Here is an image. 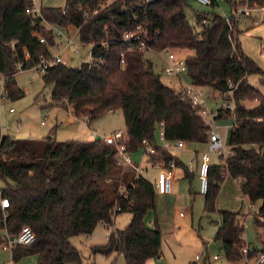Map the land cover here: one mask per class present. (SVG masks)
<instances>
[{
    "label": "trees",
    "instance_id": "trees-1",
    "mask_svg": "<svg viewBox=\"0 0 264 264\" xmlns=\"http://www.w3.org/2000/svg\"><path fill=\"white\" fill-rule=\"evenodd\" d=\"M104 1L67 0L64 7L42 6L43 18H36L27 12L34 5L32 0H0L2 97L17 99L24 95L16 81L20 63L22 70L31 69L42 56L51 54L56 38L45 19L63 28L79 27L80 39L93 45L89 62L77 67L57 64L43 74L44 83L52 86L54 102L66 98L68 103L64 105L71 114L89 121L121 109L126 124L122 143L130 153L144 148V139L158 143L159 125L168 140L208 143L211 126L201 108L194 107L183 91L166 84L136 43L130 45L124 40L128 30L141 24L151 49L194 51L186 59L190 83L223 96L230 90V83L235 87V108L222 107L216 116L234 117L228 135L232 154L221 156L220 163L210 166L205 209L217 210L221 184L231 176L251 202L262 200L254 219L257 228L264 227V93L248 79L251 74L264 76V71L243 50L238 19L232 18L230 24L218 12L197 11V25H202L198 31L186 15L190 0H155L147 7L137 0L109 5ZM247 1L252 6H264V0H244L240 4ZM218 5V1L211 4L214 8ZM86 9L90 11L88 17ZM248 101L257 103L249 107ZM116 154L115 144L100 139H22L1 134L0 130V178L11 181L0 188V202L9 200L8 208L0 206V245L4 229L10 235L19 234L24 227L35 233L33 243L13 249L15 263L29 255H37L38 264L80 262L81 253L71 238L91 234L99 223L110 230L116 215L125 211L132 214L128 226L110 230L107 242L94 246L93 251L122 253L127 264H152L160 257V227L156 221L154 227L146 223L147 214L156 212V185L142 174L115 169L119 165ZM149 160L152 164L175 161L177 166L182 165L177 155L160 146L149 154ZM185 170L188 174L187 167ZM221 214L222 225L215 238L222 243L229 261L240 260L247 246L245 216L232 211ZM258 252L255 248L248 256Z\"/></svg>",
    "mask_w": 264,
    "mask_h": 264
},
{
    "label": "rangeland",
    "instance_id": "rangeland-1",
    "mask_svg": "<svg viewBox=\"0 0 264 264\" xmlns=\"http://www.w3.org/2000/svg\"><path fill=\"white\" fill-rule=\"evenodd\" d=\"M39 6L44 7H64L67 0H34ZM244 0H232V3H238ZM232 3L227 0H220V5L215 8L211 5L202 4L197 0H190L186 9L188 20L193 23L197 30L202 29V25H197L196 12H218L223 16L232 17ZM259 8V6H253ZM252 15V18L250 17ZM246 21L239 24L243 31L240 35V41L243 50L249 55L258 66L264 71V11L254 10L250 15L246 16ZM255 20L254 22L252 21ZM239 20V19H238ZM257 22V23H256ZM71 35L75 34V29H70ZM63 39L59 38L61 42ZM76 40L79 41L78 38ZM56 46L52 50H56ZM80 49L76 52L75 49ZM93 45L91 43L82 45L76 43L65 49L63 55L69 59V66L77 67L83 62L91 60V52ZM158 51V50H157ZM157 51L148 50L144 53V58L151 61L152 69L160 73L163 81L175 88L176 90L189 82L187 73H183L181 78L176 75L168 74L165 71L166 53L161 56ZM173 51L184 59H187L194 53L191 49H173ZM249 83L264 93V76L261 74H251L248 76ZM18 85L24 90V95L17 99H8L3 96V77L0 74V130L1 134H11L22 139H42L47 136H53L56 140H93L99 139L100 135H110L115 131L123 129L126 132V124L123 111L115 109L107 112L101 118L92 122L81 121L72 118L64 104H56L52 99V86L46 85L43 80V74L37 69L31 68L20 70L16 74ZM184 87V86H183ZM183 87L181 91H183ZM205 98L209 111L217 112L220 108L226 107L227 104H233L230 97L221 95L218 91L210 88H204ZM226 97V98H224ZM253 106L254 101H248L246 105ZM14 108V112H11ZM201 114L206 116L207 112L202 110ZM45 124H42V121ZM234 124V117L227 116L221 119H215V125L218 126L223 140L228 142V135L231 126ZM20 125V128L17 126ZM7 126L11 130H5ZM157 141L161 142L159 137V127L157 128ZM189 143V144H188ZM191 142H187L188 149L192 147ZM208 149V143H200L198 151L204 152ZM187 151V149H182ZM180 150V151H182ZM179 152V151H178ZM142 155H148L144 148H140L131 153L133 162L141 165L147 171L144 173L147 179L154 181L156 178V170L153 164L147 161L145 157L142 161ZM212 161H221L220 156L212 154ZM188 160L184 165L178 166V170L184 171L188 166ZM124 171H134L128 166H119ZM7 182L0 178V188H5ZM195 180L183 176L182 187L178 194L158 197L157 208L150 211L146 216V223L150 227L158 223L164 236L161 250L164 253L162 259L156 258L151 262L154 264H191L197 261L198 255H203V260L199 264H257L256 261L248 260L242 257L237 261H229L221 244L215 240L219 222L222 220V211L244 212L242 210V202L250 201L244 196L240 190L239 184L231 176H227L221 184V189L217 199V210L207 212L205 209V194L199 191L200 181L195 184ZM193 183V186L192 184ZM227 185V188H224ZM232 185V186H230ZM124 185L121 184V190ZM191 190V192H190ZM251 202V201H250ZM259 209V200L255 202ZM245 205V204H244ZM132 219L131 212L125 211L116 215L114 226L110 228L124 229ZM243 219V217H242ZM151 221L154 223L152 224ZM245 225V239L253 248L261 252L264 249V227L256 228L254 216L251 215L243 221ZM107 240V229L99 223L91 234H79L71 238V243L81 253L80 262H70L68 264H127L125 255L122 253H112L105 255L100 252H94L93 247L105 244ZM218 256V259H214ZM254 257V256H253ZM252 258V257H251ZM12 259V252L4 250L0 246V263L3 264ZM210 259V260H209ZM15 264H38L37 255H29L22 258Z\"/></svg>",
    "mask_w": 264,
    "mask_h": 264
},
{
    "label": "built area",
    "instance_id": "built-area-1",
    "mask_svg": "<svg viewBox=\"0 0 264 264\" xmlns=\"http://www.w3.org/2000/svg\"><path fill=\"white\" fill-rule=\"evenodd\" d=\"M34 5L32 7L27 8V12L31 13L36 18H43L41 6L37 5L34 0H32ZM115 1H126V0H105L104 4L109 5L111 3H114ZM155 0H137L138 4L147 7L151 5ZM198 2L202 4L211 5L214 1H218L220 3V0H197ZM127 8H125L126 10ZM255 9L250 3L247 1L245 4L236 5L232 9V17L228 18V22L231 24L232 18L234 19H242L248 15H250ZM97 12V11H95ZM94 12V13H95ZM90 14V11L88 9L85 10V17H88ZM48 30H51L56 38V50L54 52H51L50 55L42 56L40 59V62L34 66L33 68L37 69L41 74L48 73L49 69L57 64L62 65H69V59L64 57L63 53L65 49H67L69 46L74 45L76 43H80L83 46L86 45L80 37H79V27L76 26H69L67 28H63L59 25L48 23L45 19L43 20ZM74 27L75 34L71 35L70 29ZM62 38L64 40V45L62 43H57L58 39ZM76 38L79 39L76 40ZM41 42H46V39L44 37H40ZM124 40L127 41L130 45L136 43L137 47L140 51L146 52L151 49L146 40H145V29L141 24H138L136 26L135 30H128L124 35ZM53 47V46H52ZM51 47V48H52ZM109 46H107V49ZM76 52H79L80 49L76 48ZM155 51V50H154ZM161 56L163 53H166L165 60V71L168 74L176 75L178 77H181L183 73L187 72V62L186 59L179 57L171 48H166L160 51H157ZM92 52H91V60H92ZM121 63H125V54L122 53ZM23 63L19 64L20 70H22ZM235 90V87L232 83H230V90L224 93V96H229L232 100L233 104H227L226 108L228 109H234V99H233V91ZM183 94L186 95L188 98L191 99L192 105L194 107H200L201 111L204 110L207 112L206 116H204V119L206 122L211 126V132H210V139L208 141V151H204L201 154V162L198 168V176L200 181V187L199 191L203 194H206L209 189V172H210V166L212 164V154H216L218 156H223L227 158L232 154V149L228 145V142L226 143L220 131L218 130V126L215 125V119L218 114V112H211L208 109L207 106V100L205 98V92L202 87L196 86L192 83H187L183 88ZM68 103V100L65 98L62 101H57L56 104H64ZM11 112H14V108H11ZM45 121H42V124H44ZM20 128V125L17 126ZM5 130H11L10 126H7ZM159 137L161 142L160 143H150L147 139L143 140L144 149L146 154H152L155 152L156 147L160 146L164 149L169 150L173 154H176L178 151L184 149L186 147L187 142L184 139H177V140H168L165 137L164 131L162 130L159 133ZM125 138V131L123 129H120L118 131H115L114 133L110 135H100V140L109 143V144H115L117 148V163L121 166H128L131 167L133 170L137 172V174L144 173L145 169L141 165H136L133 162L131 153L126 149L125 145L122 143V140ZM153 166L158 168V177L157 181L155 183L157 193L160 194H170L172 192V184H173V178H174V172L177 168L176 162L171 161L168 164H164L162 162H155L153 163ZM190 171L193 170V162L191 161L189 165ZM0 206L2 209L9 207V200L7 198L1 199ZM245 226V225H244ZM110 230L107 229V235L109 234ZM1 247L4 250L13 251V249L19 245H29L35 241V233L32 231L29 227H24L21 232L17 235H10L7 230H3L2 236H1ZM255 248L248 245L243 249L244 257H246L248 260L256 261L257 264H264V252H258L254 257H249L248 254L251 251H254ZM217 257V256H215ZM197 260H200V255H198ZM1 264V263H0ZM3 264H15V261L12 257L11 260L6 261Z\"/></svg>",
    "mask_w": 264,
    "mask_h": 264
},
{
    "label": "crops",
    "instance_id": "crops-1",
    "mask_svg": "<svg viewBox=\"0 0 264 264\" xmlns=\"http://www.w3.org/2000/svg\"><path fill=\"white\" fill-rule=\"evenodd\" d=\"M255 10H263L264 11V6H259V8H257V9H255ZM251 18H252V15L250 16ZM246 17H244V18H242V19H239L238 20V23L239 24H241V23H243L244 21H246ZM252 21L254 22L255 20H253L252 19ZM257 23V22H256ZM239 27H240V25H239ZM57 43H62L63 45H64V40H62L61 42H59V41H57ZM51 50V52H54L53 50H52V48L50 49ZM181 78V77H180ZM249 79V78H248ZM188 83H190V82H188ZM187 83H185L183 86H185ZM182 86V87H183ZM182 87H181V89H182ZM184 88V87H183ZM181 89H179V90H181ZM204 89V88H203ZM254 103L256 104L257 103V101H254ZM254 104V105H255ZM253 105V106H254ZM247 106H249L248 104H247ZM252 107V106H251ZM66 110L68 111V114L72 117V118H75V119H77V120H83V121H85V122H88V125H89V120H87V119H85V118H79V117H76V116H74V115H72L71 114V112L66 108ZM96 120V119H95ZM92 121H94V120H92ZM92 121H90V122H92ZM45 124V123H44ZM2 130V129H1ZM163 130V126L162 125H159V133L161 132ZM189 144V143H188ZM190 144H192V147H190L189 149H188V147H187V144H186V147L184 148L185 150L187 149V151H179V152H177L175 155H177V157L180 159V161L182 162V165H184V162H186L187 160H188V162H189V165H190V163H191V161L193 162V170H191L190 171V169H189V165L188 166H185V167H187V169H188V171H189V173L187 174V172H186V170H184V171H180V170H178V166H180V165H178L177 166V168L175 169V172H174V178H173V184H172V192L170 193V194H160V193H157V195H156V204H157V200H158V197L160 198V196H168V195H172L173 193H176V194H178V191H180V189H181V187H182V185H181V183H182V178H183V176H185V177H187V178H190L192 181H196L195 182V184H198V178H199V176H198V168H199V165H200V162H201V154H202V152H200V151H198V147L200 146V143H190ZM204 151H208V149H206V150H204ZM145 157H147V161H149L150 162V160H149V155H142V161H144V159H145ZM211 160H212V157H211ZM221 161H217V162H213L212 161V163H220ZM153 169H155L156 170V172H157V174H156V178L154 179V181H152V182H154V183H156V181H157V177H158V171H159V169L158 168H156V167H154L153 166ZM147 171V168L145 169V171H144V173ZM144 173H142V175L144 176V177H146L145 175H144ZM189 175V176H188ZM192 184V186H193V183H191ZM227 185H225V187L224 188H227L226 187ZM230 186H232V185H230ZM190 192H191V190H190ZM245 196V195H244ZM262 200H259V209H260V207L262 206ZM245 204V205H244ZM259 209H257V206L255 205V203L253 204V203H251L250 201H247V202H242V210L244 211L243 213H242V215L243 216H245V219H247L249 216H251V215H256L257 213H258V211H259ZM222 220H223V218H222ZM222 220L219 222V227H218V230H219V228H220V226L222 225ZM151 223L153 224L154 222L153 221H151ZM256 225V224H255ZM257 228V227H256ZM107 229V228H106ZM258 229V228H257ZM161 230V229H160ZM218 230H217V232H218ZM216 232V233H217ZM161 233H162V231H161ZM244 235H245V232H244ZM108 236V235H107ZM162 236H163V234H162ZM244 238H245V236H244ZM163 239H164V236H163ZM215 240H216V238H215ZM246 240V239H245ZM217 241V240H216ZM106 242H107V240H106ZM105 242V243H106ZM220 244H221V248L223 249V247H222V243L220 242V241H218ZM162 243H163V240H162ZM246 243H247V241H246ZM248 245H249V243H247ZM162 247V246H161ZM257 248V247H256ZM164 257V253H163V251L161 250V254H160V257H159V259H162ZM214 259H218V256L217 257H214ZM203 260V255L201 254L200 255V260L198 261H196V262H193V263H191V264H199V262H201ZM210 260V259H209ZM152 264H154V263H152Z\"/></svg>",
    "mask_w": 264,
    "mask_h": 264
}]
</instances>
